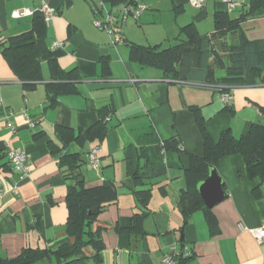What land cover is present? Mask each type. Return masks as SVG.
I'll return each mask as SVG.
<instances>
[{
	"label": "crops",
	"instance_id": "obj_1",
	"mask_svg": "<svg viewBox=\"0 0 264 264\" xmlns=\"http://www.w3.org/2000/svg\"><path fill=\"white\" fill-rule=\"evenodd\" d=\"M134 1L145 7L130 20V14L123 16V4L102 0H0V36L29 30L43 3L54 9L36 39L41 78L31 81L32 87L25 86L0 52V150L23 151L28 168L22 176L3 158L8 164L0 168V258H14L27 246L56 250L63 242H74L67 233L66 202L73 180L65 177L69 169L59 162L71 155L79 157L78 182L84 188L107 184L112 194L95 211L91 225L102 242L101 264H160L172 249L189 250L191 264H264V240L258 242L250 232L264 225V180L248 177L241 154L222 156L214 168L225 196L206 207L196 189L203 179L190 168V156H202L204 147L189 109L200 108L214 141L225 129L240 137L252 122H264V81L225 85L202 80L200 72L192 79H174L130 55L131 43H177L176 38H185L181 28L187 25L209 35L217 12L240 15L249 0H204L201 7L188 0ZM92 6L100 8L98 16ZM16 9L31 13L14 17ZM240 28L244 39L260 47L262 77L264 8L246 15ZM237 36L233 40L228 35L226 41L237 44ZM222 60L229 66L226 57ZM226 77L225 68L214 70L215 80ZM55 83L66 84V91L50 92L47 85ZM226 91L231 95L228 104L221 99ZM227 105L230 109H223ZM101 119V136L83 138ZM175 139L177 148L163 146ZM95 146L101 148L97 169L87 158ZM193 187L196 195L190 198L199 207L183 223L181 194ZM135 218L142 235L130 230ZM82 251L95 253L90 245ZM32 264L87 262L74 257L66 263L51 254Z\"/></svg>",
	"mask_w": 264,
	"mask_h": 264
},
{
	"label": "trees",
	"instance_id": "obj_2",
	"mask_svg": "<svg viewBox=\"0 0 264 264\" xmlns=\"http://www.w3.org/2000/svg\"><path fill=\"white\" fill-rule=\"evenodd\" d=\"M102 1L111 5L123 4L124 7L134 8L136 6L134 0ZM257 8H264V0H249L248 4L241 9L240 15L237 16H232L229 12H217L214 16L215 30L209 35H200L192 25L184 26L181 28V33L185 35V38H176L178 42L167 47H161L159 44L131 43V58L142 66L160 69L165 75L170 74L174 79H192V75H196L195 72H200L203 76L202 80L216 81L225 85H253L258 79L264 81V76H260L261 71L258 66L261 56L260 47H258V43L244 39L240 28L242 19ZM92 9L94 15L98 16L100 8L92 6ZM45 27L44 16L40 11L33 14L29 30L15 35L0 36V52L5 56L17 77L25 82L26 87H32L33 84L30 82L41 78L36 39L44 34ZM228 35H231L233 40L238 35V43L229 44L226 41ZM224 57L229 61L227 67L222 60ZM53 67L55 66L53 65ZM216 68H225L227 77L215 80L214 70ZM47 88L50 92L53 90L55 92V88L66 91L67 85L48 84ZM226 92L229 94V91ZM229 96L230 100L225 102L226 104L231 102V95L229 94ZM189 109L192 111L203 137V155L190 156V168L199 180L207 176L209 167H214L220 157L235 153L243 156L249 178L257 177L261 181L264 180V122L260 120L252 122L246 133L240 137L233 136L230 129H225L221 132L218 141H214L205 129L206 119L201 114L200 108L189 106ZM223 109L229 110L230 105ZM104 129L105 121L101 119L99 123L84 132L82 137L93 139L95 136H101ZM178 144L179 141L175 139L165 141L163 146L175 149ZM4 157L8 158L7 151L0 150V168L8 164L9 158L8 161H3ZM59 162L67 165L69 169L65 177L73 180V183L68 186L66 202L68 208L67 233L74 238V242H63L56 250L27 246L14 258H0V264H32L51 254L58 259H63L66 263L71 258L77 257L87 264H101L102 258L99 253L102 249V242L97 238V230L91 227L97 213H89V210L94 211L96 208L99 211L111 199L112 194L107 184L84 188L83 183L78 182V178L82 176L78 170L81 164L78 156L63 155ZM194 195H196L194 187L181 194L183 223L199 207L198 200L193 201L190 198ZM203 209L207 210L205 207ZM209 225L212 229L213 223L210 219ZM130 230L139 231V234L142 235L143 230L138 219L133 220ZM86 245L95 249L93 255H85L82 251ZM174 258L176 264H191L192 255L190 251L189 255L174 252Z\"/></svg>",
	"mask_w": 264,
	"mask_h": 264
},
{
	"label": "built area",
	"instance_id": "obj_3",
	"mask_svg": "<svg viewBox=\"0 0 264 264\" xmlns=\"http://www.w3.org/2000/svg\"><path fill=\"white\" fill-rule=\"evenodd\" d=\"M188 1L191 5L196 6V7H201L204 3V0H188ZM231 1L232 0H226V2H231ZM144 7L145 6L143 5H136L134 8L124 7L122 9L123 16L130 14L131 12V15H133L134 17H137L140 14V12L144 9ZM40 11L43 13L44 21L46 25H48L54 13V9L48 6V4L43 3ZM30 13H31V10L29 9H22V10L16 9V10H13L11 14L14 17H19L21 15L30 14ZM109 21H111L112 23L113 17L109 18ZM96 23L102 25V23L99 21H97ZM60 44L61 42H59L57 45H60ZM221 99L223 100V102H229L230 96L227 93H223L221 94ZM11 113L12 112H10V114ZM25 118L29 122V125L33 126V121H31L27 116H25ZM8 125L11 126L10 123ZM7 153H8V158L11 164V169L13 171L19 172L22 176L26 175L28 171V168L26 166V154L23 151H18V150H13V149L8 150ZM100 153H101V148L95 146L87 154L89 164L93 169L99 168ZM2 182L3 180L0 175V197L2 196L3 191H4ZM250 232L258 242H261L264 240V225L252 228L250 229ZM184 255H189V250H185ZM160 264H176L173 249L170 250L167 254H165Z\"/></svg>",
	"mask_w": 264,
	"mask_h": 264
},
{
	"label": "water",
	"instance_id": "obj_4",
	"mask_svg": "<svg viewBox=\"0 0 264 264\" xmlns=\"http://www.w3.org/2000/svg\"><path fill=\"white\" fill-rule=\"evenodd\" d=\"M196 189L203 204L208 208L221 201L225 196L221 178L216 173L215 168L211 166L209 167L207 176L197 183ZM95 211L96 208H94V211L90 209L89 213H95Z\"/></svg>",
	"mask_w": 264,
	"mask_h": 264
},
{
	"label": "rangeland",
	"instance_id": "obj_5",
	"mask_svg": "<svg viewBox=\"0 0 264 264\" xmlns=\"http://www.w3.org/2000/svg\"><path fill=\"white\" fill-rule=\"evenodd\" d=\"M104 13H105V10L103 11V14H104ZM117 14H120V12H118ZM107 16H108V15H107ZM119 16H121V15H119ZM132 16H133V15H131V14L128 15V17H129L130 20H133V17H134V16H133V17H132ZM130 22H131V21H130ZM125 26H126V25H125Z\"/></svg>",
	"mask_w": 264,
	"mask_h": 264
}]
</instances>
